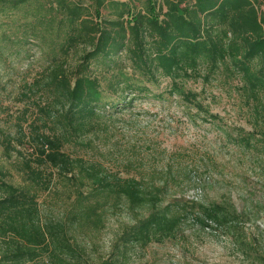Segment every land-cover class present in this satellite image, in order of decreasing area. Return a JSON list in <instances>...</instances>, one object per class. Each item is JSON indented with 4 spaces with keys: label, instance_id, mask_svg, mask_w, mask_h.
<instances>
[{
    "label": "trees",
    "instance_id": "trees-1",
    "mask_svg": "<svg viewBox=\"0 0 264 264\" xmlns=\"http://www.w3.org/2000/svg\"><path fill=\"white\" fill-rule=\"evenodd\" d=\"M263 6L264 0H0V54L8 50L19 56L25 45L36 47L44 67L31 87L45 99L39 112L47 121L20 137L0 133L7 155L13 140L20 146L26 142L36 163L33 168L22 162L19 185L8 182L0 168V264H127L123 257L129 245L143 250L175 238L181 222L170 205L161 204L163 183L155 187L132 171L130 162L123 164L127 175L121 176L100 163L84 164L65 148L88 133H105L107 122L165 79L168 94H181L204 109L196 100L199 93L185 83L209 82L226 44L238 55L223 80L237 90L251 124L249 131L240 128V139L233 142L264 154ZM204 112L205 120L217 118ZM65 180L75 181L66 192V211L57 220L49 213L45 217L40 194ZM226 199L230 196L201 209L209 206L211 219L225 225L250 221L249 213ZM117 212L129 222L114 251L94 261L84 257L72 234L99 231ZM236 238L243 258L264 264L257 237Z\"/></svg>",
    "mask_w": 264,
    "mask_h": 264
},
{
    "label": "rangeland",
    "instance_id": "rangeland-1",
    "mask_svg": "<svg viewBox=\"0 0 264 264\" xmlns=\"http://www.w3.org/2000/svg\"><path fill=\"white\" fill-rule=\"evenodd\" d=\"M22 51L19 56L8 50L0 54V133L11 139L47 122L39 112L45 99L31 87L44 63L34 45H25ZM237 55L238 50L226 44L209 82L198 79L185 83L186 89L199 93L196 100L203 102L204 109L181 94H168L169 80L165 79L159 87H151V94L134 100L131 109L107 122L105 133H88L79 144L66 146L65 150L83 158L84 164L100 163L126 176L121 170L130 162L132 171L151 179L155 187L165 185L161 204L170 205L171 212L180 218L181 230L172 240L151 243L143 250L129 245L123 257L127 264H253L235 249L234 240L239 235L257 237L264 249V154L233 142L240 139L239 129L249 131L251 124L236 87L232 90L223 80ZM230 82L237 83L234 79ZM153 93L161 94L153 98ZM206 110L217 118L205 120ZM18 126L22 127L20 132ZM12 143L10 155L0 146V168L7 173L8 182L19 185L23 182L22 162L29 161L33 168L36 163L26 142L21 146L16 140ZM17 150L21 155L15 153ZM49 172V168L44 170V178ZM82 177L85 180V175ZM74 182H55L48 193L40 194L42 215L49 213L53 220L61 217L70 202L66 192ZM223 195L230 196L226 200L238 210L249 213L250 221L242 226L225 225L211 219L209 206L201 209L219 202ZM128 222L125 214L117 212L99 231L80 229L73 233L74 243L87 259L106 258Z\"/></svg>",
    "mask_w": 264,
    "mask_h": 264
}]
</instances>
